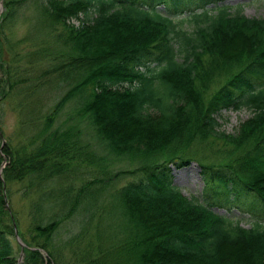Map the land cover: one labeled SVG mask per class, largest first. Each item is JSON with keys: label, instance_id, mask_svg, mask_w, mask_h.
<instances>
[{"label": "trees", "instance_id": "16d2710c", "mask_svg": "<svg viewBox=\"0 0 264 264\" xmlns=\"http://www.w3.org/2000/svg\"><path fill=\"white\" fill-rule=\"evenodd\" d=\"M158 1L7 0L0 26L8 18L15 22L28 3L39 2V28L28 39L37 30L55 31L62 25L67 34L58 37L67 48L79 45L77 53L83 56L72 60L69 70H88L73 96L81 102L79 115L88 119L105 156L83 143L76 127L38 125L44 123L39 110L46 95L38 97L47 93L46 81L38 78L30 87L34 105L27 107L22 125L33 137L23 153L20 146L4 147L10 160L4 179L29 180L42 192L48 181L76 174L85 165L97 166L101 181L87 184L79 193L97 198V205L106 194L118 201V209L110 214L115 218L110 246L99 245L100 256L83 264H264V19H250L240 9L233 12L221 4L223 0H161L164 10L157 7ZM187 23L193 26L185 27ZM44 54L42 48L28 54V67L42 62ZM14 67L17 75L22 65L15 61ZM70 74L68 81L73 80ZM0 90L4 91L3 83ZM245 108L252 116L236 135L219 131V112ZM51 114L45 118L47 124L58 119L59 112ZM36 128H42L38 139ZM217 143L223 148H213ZM117 159L137 164L131 173L139 177L110 195L107 191L116 177L132 175L121 170L114 177L108 168ZM193 161L202 169L206 195H214L218 205L239 208L247 203L240 197L252 196L254 201L245 206L254 219L250 229L197 198L183 196L170 168L183 169ZM97 182L100 187L93 189ZM81 198L75 196L73 205ZM33 205L40 222L34 225L39 237L31 241L36 240L35 247L51 248L49 239L58 222L45 226L43 200ZM16 233L27 245L26 232L21 233L17 215L0 194V264H17L10 239ZM26 252L29 264H45L38 251ZM55 252L53 246L50 255L59 258Z\"/></svg>", "mask_w": 264, "mask_h": 264}, {"label": "rangeland", "instance_id": "374dc122", "mask_svg": "<svg viewBox=\"0 0 264 264\" xmlns=\"http://www.w3.org/2000/svg\"><path fill=\"white\" fill-rule=\"evenodd\" d=\"M37 3H28L24 9L19 11L15 22H10L9 18L7 19L6 17L5 19L8 22H3L4 24L0 26V85L3 83L4 87V91L0 90V142L2 141L1 148H3L1 149L3 158L0 161V179L3 181V189L0 190V194L5 196L6 207L8 205L13 213L17 215L21 233L26 232L29 239L26 245L19 233H16V235L18 234L17 236L10 237L16 253L17 264H29L27 250L28 252L38 251L43 256L45 264H83V260L89 259V257L100 256V252H98L99 245L102 246L101 249H107L106 247L110 246L108 241V235L112 233L110 232V229H112L110 223L115 219L110 214L116 213L118 209L116 205L118 201L111 200L106 194L99 198L97 205L95 203L97 198L91 200L88 195L85 197V195L79 193L87 184L89 186V183H93V181H101L99 179L101 173H99L97 166L90 168L85 165L82 169L80 168V172L76 174L74 172V175L70 174L64 178L54 179L52 182L48 181L44 185L42 192L36 186L31 187L29 180L20 183L7 182L4 179V171L10 163L9 156L7 154L4 155V147H9L10 145L14 147L20 146L23 153L24 147L27 146L25 143L31 140V135L33 137L29 127L23 126V129L22 125L27 120V107L34 105L33 98H35V94H31L30 87H32V84L36 85L38 78H42L39 81L44 80L47 83L44 89L47 93H40L38 97L39 99L46 95L45 101L43 100L44 103L41 102L43 104L42 110H39L44 123L40 121L38 125L42 124L44 127L50 125V127L52 126L54 129L60 128V130L72 128V126L76 127L80 131L81 141L86 145H90L91 150L94 149L93 151L100 154L101 157L105 156L98 148L96 137L88 125V119L79 115L80 111L77 108V104L81 102L77 101L74 98L75 96H73L78 91L74 89L75 86L81 84L80 81L86 77L88 70L81 71L79 69L77 71L78 69L72 68L71 71L69 70L70 62L83 56L81 52L77 53L79 45L74 47H71V45L67 48L63 38L58 37L67 34L64 32L66 29L62 25H57L55 31L48 29H46L47 31L37 30L32 34L33 38L28 39V35L36 28H39L37 22L43 3H39V5ZM6 4L7 0H0V10H4L0 13V24L6 13ZM221 4L231 7L233 12L240 9L242 14L250 19H264V0H223ZM164 6L163 1L157 2V7L160 10H164ZM72 22L77 26L79 25L76 20ZM188 26L193 25L187 23L185 27ZM5 31H7L6 37H3ZM63 32L64 34H62ZM102 42L99 45H102ZM87 43V46H83L84 50L89 47L90 43L88 41ZM36 45L39 47L37 48ZM39 48H42L45 52L44 60L42 62L37 61L33 67H30L31 64L28 67V60L25 58H27L28 54L34 55ZM84 58L85 60L88 59L87 56H84ZM15 61H17L18 65H22V69L19 70L17 75L14 72L15 67L12 68ZM30 63H32L31 58ZM31 70H34L33 74H31ZM67 72L69 74L72 72L70 75L73 74V80H67L69 77ZM16 77L17 80L15 82L14 79ZM63 98L65 99L64 103L60 105ZM58 105L61 107L59 111L56 110ZM51 112H59L58 115L56 114L58 119L47 124L45 118L52 115ZM251 116L252 112L246 108L242 110L224 109L216 115L217 122L220 124L219 131L229 135H236L240 126ZM41 129L36 128V131H33L35 135L37 134V139ZM1 137L3 138L2 140ZM42 139L43 137H40L37 141L38 148L42 146ZM213 148L219 149L223 148V146L217 143L216 146L214 144ZM132 164L127 160L117 159L111 161V166L108 169L113 172L114 177L121 170H129L132 175L129 178L121 179L116 177L113 186H109L107 194L111 195L130 181L138 179V175L131 173L137 169L138 165L135 164V167ZM170 169L172 170V181L182 191L183 196L193 199L197 198L205 202L206 205L211 206L212 211L229 217L235 222L240 221L243 227L250 229L254 219L251 216L249 217L245 206H249L254 201L252 196L249 197V200L245 199V197H240L239 200L241 202L247 203L240 205L239 208L230 203L221 206L214 201V195H206V185L198 162L193 161L183 167V169H178L175 165H172ZM100 185V182H97L92 188L97 189ZM75 196L76 198H82L78 204L73 205ZM42 200L43 207L41 211L44 213L45 226L55 221L58 222V228H56L57 230L49 240H51V248L55 247V254H60L59 258H52L50 247V250L49 248L35 247L39 236L34 231V225L39 224L40 220L38 213L33 210V204ZM94 203L96 209L92 210L91 205ZM35 237L36 240L31 241ZM20 249L21 251L25 249V254L23 251L20 252Z\"/></svg>", "mask_w": 264, "mask_h": 264}, {"label": "water", "instance_id": "95a60500", "mask_svg": "<svg viewBox=\"0 0 264 264\" xmlns=\"http://www.w3.org/2000/svg\"><path fill=\"white\" fill-rule=\"evenodd\" d=\"M1 11H2V10H0V13H1ZM7 207L9 208V206H8V205H7ZM20 244H21V242H20ZM21 245H22V246H24L23 244H21Z\"/></svg>", "mask_w": 264, "mask_h": 264}]
</instances>
